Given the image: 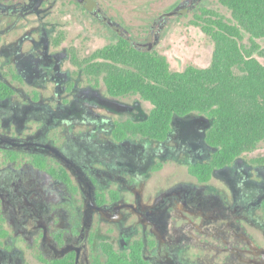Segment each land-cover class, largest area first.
I'll use <instances>...</instances> for the list:
<instances>
[{
  "label": "flooded vegetation",
  "instance_id": "1",
  "mask_svg": "<svg viewBox=\"0 0 264 264\" xmlns=\"http://www.w3.org/2000/svg\"><path fill=\"white\" fill-rule=\"evenodd\" d=\"M51 6L0 0V264H264V154L206 176L213 117L135 132L151 110L97 105V49L81 57ZM168 161L187 178L158 177Z\"/></svg>",
  "mask_w": 264,
  "mask_h": 264
},
{
  "label": "trees",
  "instance_id": "2",
  "mask_svg": "<svg viewBox=\"0 0 264 264\" xmlns=\"http://www.w3.org/2000/svg\"><path fill=\"white\" fill-rule=\"evenodd\" d=\"M219 2L231 11V18L202 7L193 21L214 42L208 67L188 65L172 71L166 55L141 50L125 37L84 59L86 71L102 75L109 94H139L153 105L147 121L134 123L135 132L164 139L175 115L200 112L213 117L208 140L218 149L206 176L264 140V63L254 56L264 55L258 42L264 37V0ZM243 31L250 35L249 46L242 42ZM118 258L112 252L111 260Z\"/></svg>",
  "mask_w": 264,
  "mask_h": 264
},
{
  "label": "rangeland",
  "instance_id": "3",
  "mask_svg": "<svg viewBox=\"0 0 264 264\" xmlns=\"http://www.w3.org/2000/svg\"><path fill=\"white\" fill-rule=\"evenodd\" d=\"M51 16L47 18L51 28L67 31L69 43L79 48L85 57L96 49L116 42L119 37L129 38L142 48L152 44V49L166 55L172 71H182L188 65L208 67L212 62L214 42L200 26L193 24L202 7L215 9L231 18V11L219 0H94L95 7H83L75 0H51ZM242 42L250 45V35L242 32ZM258 42L264 48V37ZM254 56L264 63V55ZM83 86V85H82ZM106 86L93 89L97 105L120 112L124 107L135 106L136 112H149L153 105L138 94L110 97ZM142 117V116H141ZM264 154V140L249 156ZM158 177L187 178L186 167L174 161L161 165Z\"/></svg>",
  "mask_w": 264,
  "mask_h": 264
}]
</instances>
